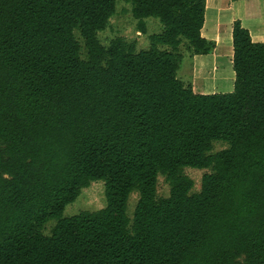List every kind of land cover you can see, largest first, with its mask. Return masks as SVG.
Wrapping results in <instances>:
<instances>
[{
	"label": "trees",
	"instance_id": "16d2710c",
	"mask_svg": "<svg viewBox=\"0 0 264 264\" xmlns=\"http://www.w3.org/2000/svg\"><path fill=\"white\" fill-rule=\"evenodd\" d=\"M125 1L146 49L100 41L117 0H0V264H264V42L237 19L233 90L198 93L207 0ZM95 180L107 205L63 217Z\"/></svg>",
	"mask_w": 264,
	"mask_h": 264
},
{
	"label": "crops",
	"instance_id": "0c3cea01",
	"mask_svg": "<svg viewBox=\"0 0 264 264\" xmlns=\"http://www.w3.org/2000/svg\"><path fill=\"white\" fill-rule=\"evenodd\" d=\"M237 19L250 30L254 41L264 42V0H207L202 36L215 42V48L208 54L184 58L178 70V77L182 79L180 72L183 61L190 65L189 77L195 92L233 90L235 72L232 28ZM188 59L191 62H187ZM209 85L213 86L211 90L207 87Z\"/></svg>",
	"mask_w": 264,
	"mask_h": 264
},
{
	"label": "rangeland",
	"instance_id": "374dc122",
	"mask_svg": "<svg viewBox=\"0 0 264 264\" xmlns=\"http://www.w3.org/2000/svg\"><path fill=\"white\" fill-rule=\"evenodd\" d=\"M147 22V33H142L139 31L138 20L134 17L132 12V3L125 0H117L116 11L113 16L110 18V21L107 27L98 32V36L100 41L105 46H108L112 40L116 37H124L129 42H135L137 46V50L146 49L150 47V38L149 35L153 33L160 32L162 29L161 23L157 18L149 17L146 19ZM180 50L183 52V58H190L192 54L187 51L185 45H182ZM187 62H191V59L186 60ZM181 66V64H180ZM185 67V70H184ZM187 67V68H186ZM190 65L183 61L182 69L180 72V77H182V81L185 83H191L192 80L189 77ZM194 85V84H193ZM209 90L212 89L213 86H207ZM207 90V89H206ZM213 151H220L229 144L223 141H215L214 142ZM212 168H194V167H186L184 169V173L188 175L194 181V188L192 190L193 193H197L201 190L202 179L205 173L211 172ZM171 184L167 178L166 174H160L158 178V188L157 193L158 197H167L170 194ZM139 199V191L134 190L130 198L128 200V215L133 217L134 211ZM107 205V199L105 194V183L103 180H95L92 181L91 184L87 187H84L81 190L78 198L68 204L64 210L63 217H69L72 215H76L82 211H97ZM57 219L53 218L49 220L46 225L44 232L45 234H51L53 226L56 224Z\"/></svg>",
	"mask_w": 264,
	"mask_h": 264
}]
</instances>
